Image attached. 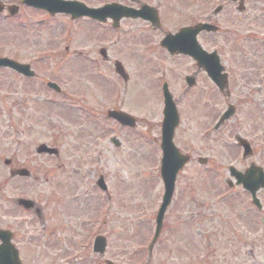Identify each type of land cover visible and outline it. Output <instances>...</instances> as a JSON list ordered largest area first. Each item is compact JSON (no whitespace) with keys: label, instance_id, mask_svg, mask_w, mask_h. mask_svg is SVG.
<instances>
[{"label":"rangeland","instance_id":"obj_1","mask_svg":"<svg viewBox=\"0 0 264 264\" xmlns=\"http://www.w3.org/2000/svg\"><path fill=\"white\" fill-rule=\"evenodd\" d=\"M108 1L111 0H91V5L96 7ZM223 1L226 5L231 0ZM244 2L246 10L241 15L236 13L237 5H227L232 13L222 15L225 31L249 32L251 23L246 21H253L254 3ZM259 2L264 4V0ZM235 18L241 23H232ZM256 22L252 31L264 33V23ZM58 30L45 32L41 45L30 46L25 30L17 27L11 35L0 29V48L9 46L15 51L11 58L20 63L35 62L44 80L58 81L63 91V95L56 96L45 86L38 87L35 82L0 72V211L12 208L10 199L19 197L42 200L47 210L57 211L59 228L47 247L35 249L39 256L36 264H106L107 260L115 264H145L163 194L159 177L162 98H157L158 78L149 70L130 73L127 92L122 95L118 90L117 96L120 93L122 97L116 100L117 86L121 89L124 85L122 79L110 69L94 72L88 60L96 58L97 51L108 45L112 31L85 23L64 25ZM56 50L59 53H54ZM40 51L57 54V60L48 58L47 63H38ZM43 66L46 68L42 69ZM38 97L45 100L37 101ZM51 97L55 98L53 103L47 101ZM113 107L132 113L138 120L137 130L121 129L110 121L106 114ZM183 131L184 123L178 137ZM113 137L121 142L120 148L111 143ZM40 144L59 149L62 169H56L55 158H39L36 148ZM12 156L40 179H12L3 162ZM47 173L57 176L56 204L52 203L55 200L47 201L52 190V183L44 181ZM100 176L105 179L110 200L97 186ZM187 185L186 174L182 173L176 195L189 193ZM193 188L194 193L203 194L196 181ZM210 193V189L206 191L208 209L202 215L204 222L198 223L196 219L197 223L190 226L180 225L189 216L183 196L179 197V204L166 217L168 227L162 238L165 242L155 250L150 264H200L206 243L210 244L209 251H215L223 233L231 242L235 241L229 226L233 220L231 203H216ZM2 215L6 214L0 213V220L4 221ZM169 234L172 250L166 239ZM97 236L107 239L104 256L93 252ZM255 245L250 264H264L262 228L255 232ZM209 257L210 254L207 264H220L216 254ZM229 264L234 261L229 260Z\"/></svg>","mask_w":264,"mask_h":264},{"label":"flooded vegetation","instance_id":"obj_2","mask_svg":"<svg viewBox=\"0 0 264 264\" xmlns=\"http://www.w3.org/2000/svg\"><path fill=\"white\" fill-rule=\"evenodd\" d=\"M64 1L83 3L89 8L92 6L91 0H0V29L11 35L15 33V28L23 29L29 45L34 46L41 45L45 32L59 31L58 27L63 29L64 25L84 21L91 25L89 18L73 19L71 13L60 12L58 4ZM244 1L231 0L228 3L237 5L236 13L241 15L246 10ZM107 3L119 4L118 14L122 17L118 22L107 18L105 26L113 36L108 38L107 46L97 51L96 58L91 56L94 58L91 68L107 72L110 69L116 73L120 64L123 73L128 75L149 70L158 78V90L167 84L180 118L174 143L187 160L178 174L175 189L180 175L186 174L189 193L182 194V202L189 217L180 225L190 226L193 222L197 223L196 219L198 223L204 222L202 215L208 209L206 191L210 189L216 203L230 202L233 207V220L229 226L235 241L231 242L223 233L222 240L214 246L215 251H209L210 244L206 243L200 264H207L208 254L210 257L216 254L220 264H229V260L234 264H250L254 255L251 249L256 246L255 232L258 228L264 230V33L252 31L256 29L254 22L264 23V4L253 0V21H246L251 23L250 30L238 34L225 31L223 27L222 15L232 13L228 11L227 5L230 4L225 5L223 0H211L210 3L208 0H111L104 4ZM234 21L241 23L238 18L232 23ZM115 23L118 24L116 29ZM200 24H210L215 30L200 31L196 35L197 43H192V34L189 33V42L181 44V47L170 40V36L182 29L195 28ZM115 37L116 40L112 41ZM14 55L15 51L9 46L0 48V58L12 59ZM57 56H40L37 61L47 63L48 58L57 60ZM27 63L35 72L33 78H26L11 69H0V72H9L19 79L35 82L36 86H45L49 92L57 94L54 88L46 86L48 82L44 80L41 69L34 65L35 62L29 60ZM159 74L163 76L160 78ZM55 83L58 81L55 80ZM37 99L45 100L41 97ZM163 108L162 105L159 109L162 119ZM183 123V134L178 137ZM37 155L40 159L55 158L56 169L63 168L64 164L58 162L60 154L48 152ZM18 160L12 156L3 162L10 172L27 169ZM188 169L190 172L187 174ZM31 175L29 179H17H40L33 173ZM56 180L55 173H47L44 179L45 184L52 183L47 201L55 200L53 204L57 203L58 196ZM195 181L201 185L203 194L193 192ZM182 196L174 193L167 213L176 208ZM33 200V207L26 209L10 199L12 208L9 206L10 209L0 211L6 214L2 215L4 221L0 220V230L5 232L0 235V264H16L12 250L18 251L21 264H36L39 256L35 249L47 247L57 233V211L47 210L42 200ZM167 227L165 224L154 252L165 242L162 238ZM168 229L171 230L170 227ZM170 238L169 234L166 239L172 250ZM9 246H12L11 249Z\"/></svg>","mask_w":264,"mask_h":264},{"label":"water","instance_id":"obj_3","mask_svg":"<svg viewBox=\"0 0 264 264\" xmlns=\"http://www.w3.org/2000/svg\"><path fill=\"white\" fill-rule=\"evenodd\" d=\"M86 13L88 16H90L91 18H94V20H105V9H91V10H86ZM203 28H209L208 26H199L196 28V32H199L201 29ZM211 29V27L209 28ZM185 31H182L178 36H176V38L182 37L183 35H185L184 33ZM171 39V38H170ZM0 64L2 65H8L13 67L15 70H17L20 73H29L32 74L29 71V67L28 66H22L16 63H13L9 60H2L0 61ZM121 71V70H120ZM119 71V72H120ZM120 74H122V72H120ZM166 113V117L165 120L163 121V133H164V137H163V148H164V163H163V168H162V176L165 182V195L163 196V204L162 207L160 209L158 218H157V223H158V231H157V235L156 237L159 235V231L162 225V221L165 214V211L171 201L173 192H174V185H175V179H176V175L177 172L179 170V168L182 167V164L180 162H178L177 160H171L170 154H169V148L170 146H172V137H173V133H174V129L177 126V123H173V120L171 118V114H170V105L167 102L166 103V109L164 111ZM110 117L115 118L116 120H118L119 122H121V124L124 125H129L131 127H135L136 126V122L135 120L132 118V116H128L126 114L123 113H117V112H111L110 114H108ZM175 117H177L175 115ZM116 142V141H114ZM119 143L116 142V146H118ZM50 152V153H56L55 150H50L47 149L46 146H41L38 149V152ZM170 163H175V168H172ZM13 176L15 175H20V176H29V171L27 172L26 170H20L18 172H13L12 173ZM99 185L104 189L105 188V184L103 179L101 178L99 181ZM18 203L22 206H24L26 209H31L33 207V203L29 200H25V199H21L18 201ZM106 249V242L105 239L102 237H99L96 241H95V253H100V254H104ZM108 264H113V263H109Z\"/></svg>","mask_w":264,"mask_h":264}]
</instances>
